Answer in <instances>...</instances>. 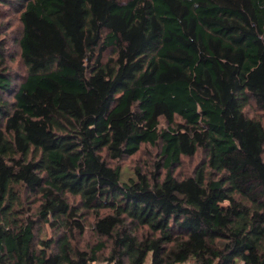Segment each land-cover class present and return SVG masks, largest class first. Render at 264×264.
I'll return each instance as SVG.
<instances>
[{"label": "trees", "instance_id": "16d2710c", "mask_svg": "<svg viewBox=\"0 0 264 264\" xmlns=\"http://www.w3.org/2000/svg\"><path fill=\"white\" fill-rule=\"evenodd\" d=\"M2 3L26 75L0 42V264H93L106 241L108 264H264V0ZM143 145L155 171L123 181L110 161Z\"/></svg>", "mask_w": 264, "mask_h": 264}, {"label": "rangeland", "instance_id": "374dc122", "mask_svg": "<svg viewBox=\"0 0 264 264\" xmlns=\"http://www.w3.org/2000/svg\"><path fill=\"white\" fill-rule=\"evenodd\" d=\"M22 30L21 23L19 21V13L15 4H0V42L5 43L6 47V60L7 66L11 73L17 78L22 79L26 75V68L22 63L20 57V49L18 40L20 32ZM110 56V53L108 54ZM20 81H17L19 83ZM7 98L12 100V96ZM247 114L250 117L261 118L264 122V117L259 113L254 105L246 109ZM180 121V118H177ZM161 128H167V122L162 119ZM205 154L200 152L194 158H183L182 164L174 170L175 176L181 178L191 175L196 167L204 160ZM160 160V146L143 145L141 149L133 156L124 157L119 161H110L113 166H118L122 172V180L129 181L131 178H136L137 170L142 171L143 174L151 176L155 171L157 162ZM78 199H75V203ZM38 204L34 203V199L25 200L23 209L28 216L37 220V235L38 238H52L54 231L49 227L45 226L42 221L37 217ZM93 218L90 217L89 223L87 224V230L84 235L77 236L75 244L82 249H88L98 244V236L95 235L92 228ZM145 230V229H143ZM142 234L143 231L140 230ZM106 250L100 253V259L93 264H108L107 258L110 256L112 243L106 241ZM148 264V262L146 263ZM241 264V263H240Z\"/></svg>", "mask_w": 264, "mask_h": 264}, {"label": "clouds", "instance_id": "9594fccd", "mask_svg": "<svg viewBox=\"0 0 264 264\" xmlns=\"http://www.w3.org/2000/svg\"><path fill=\"white\" fill-rule=\"evenodd\" d=\"M224 203H225V204H227L228 202H227V201H225Z\"/></svg>", "mask_w": 264, "mask_h": 264}]
</instances>
